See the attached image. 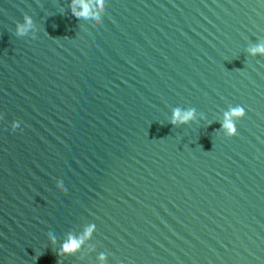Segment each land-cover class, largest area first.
I'll return each mask as SVG.
<instances>
[{"label": "water", "instance_id": "95a60500", "mask_svg": "<svg viewBox=\"0 0 264 264\" xmlns=\"http://www.w3.org/2000/svg\"><path fill=\"white\" fill-rule=\"evenodd\" d=\"M257 47L264 0H0V264H264Z\"/></svg>", "mask_w": 264, "mask_h": 264}, {"label": "clouds", "instance_id": "9594fccd", "mask_svg": "<svg viewBox=\"0 0 264 264\" xmlns=\"http://www.w3.org/2000/svg\"><path fill=\"white\" fill-rule=\"evenodd\" d=\"M73 15H77V14L73 13ZM79 15L86 16L87 15V9L85 8L81 13H79ZM29 23H30V21H29ZM19 31L23 32L24 29L20 28ZM252 51L253 52H256V51L264 52V47H257L256 49H253ZM231 115L243 116L244 115V109L237 107V108L233 109L230 114H226V119H225V122L223 124V127L227 128L230 133L235 131V128H234V126L231 122V119H230ZM191 116H192V111H188V112L184 113L183 116L180 115L178 110L174 113V118H179L181 121H187L188 119L191 118ZM90 231H91V229H89V232ZM79 244H80L79 240L70 239L68 242L65 243L64 250L73 251L79 247Z\"/></svg>", "mask_w": 264, "mask_h": 264}]
</instances>
